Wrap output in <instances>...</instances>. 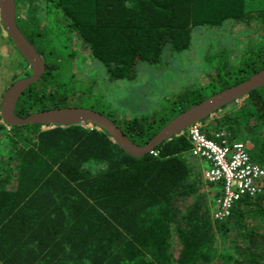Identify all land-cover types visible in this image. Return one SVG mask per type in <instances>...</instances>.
<instances>
[{
	"label": "trees",
	"instance_id": "16d2710c",
	"mask_svg": "<svg viewBox=\"0 0 264 264\" xmlns=\"http://www.w3.org/2000/svg\"><path fill=\"white\" fill-rule=\"evenodd\" d=\"M16 7L20 31L46 66L17 103L23 118L73 108L70 100L90 105L144 146L177 116L264 70V40L236 65L230 49L212 52L207 82L148 115L116 118L103 94L75 78L76 40L111 82L134 83L140 66L160 69L177 61L196 30L226 22L264 27V0H16ZM7 41L22 57L20 66H28L23 76H31L29 63ZM242 99L230 113L205 118L203 131L238 142L241 128L256 138L259 133L258 150H247L264 165V86ZM42 126H7L0 115V147H9L8 160H0V264H264V181L259 195L242 198L228 218L214 221L206 203L211 196L200 193L202 185H213L194 167L199 160L187 134L137 158L95 126ZM236 229L243 243L218 253L216 238Z\"/></svg>",
	"mask_w": 264,
	"mask_h": 264
},
{
	"label": "rangeland",
	"instance_id": "374dc122",
	"mask_svg": "<svg viewBox=\"0 0 264 264\" xmlns=\"http://www.w3.org/2000/svg\"><path fill=\"white\" fill-rule=\"evenodd\" d=\"M22 12L26 14L27 10H23ZM8 37L5 30L0 31V105L6 94V88L9 89L12 84L25 78L22 70L28 67L26 63L20 66V62H22L23 59L13 45L7 41ZM263 40L264 27L260 24H253L248 27L234 22H226L221 28L199 29L194 32L192 47L178 57L175 56V58L177 57V61L173 59L168 67L163 66V68L160 69H157L158 66L156 65L151 67L148 65L140 66L139 77L134 83L111 82L105 67L91 57L90 51L81 44V41L76 40L74 48L77 49V55L72 68L75 78L81 81L83 86L89 85L91 86L93 94H103V96H105V102H107L109 106V111L115 112L116 118H126L129 120L141 117L142 115H148L155 107L157 108L160 105L167 107L169 105L168 98L187 89H194L207 82L211 70L206 59L208 54L228 48L231 51L229 56L232 64L236 65L240 62L247 49L253 45H257L259 42H263ZM68 102L71 107H85V105L82 104L73 105L74 102L72 104L70 100ZM243 102L244 99H240L223 107L221 110L217 111V116L230 113L237 105H242ZM89 107L90 105L86 106L87 109ZM251 121L252 124L256 122L253 118ZM87 127L93 128L91 125H87ZM259 127L260 130L264 129V126L262 127L259 125ZM42 129H50V126H42ZM240 130H242L241 138L243 139L241 143H243L247 149H254L257 151L259 148L258 138L260 134L258 133L256 138V134H248L245 128H241ZM230 135L231 134H227V136ZM8 149V146L0 147L1 161L9 157L7 153ZM247 151L250 157L252 154L253 160L258 163L256 152L251 153L252 151ZM2 152H5V154ZM5 160H3L2 165L5 163ZM200 163L203 162L195 160L194 167H201ZM205 165L208 167L207 162ZM260 165L264 166L263 164ZM207 192L212 197L210 193L215 192L214 187L202 185L200 193L207 194ZM199 196L201 195L199 194ZM206 203H208L209 213L212 217L210 202L206 201ZM256 217L260 218L259 214H256ZM258 220L260 222V219ZM250 221L253 222L251 219ZM254 223L256 224L258 222L255 221ZM238 233L239 229H236L228 235L224 233L218 236L215 240L217 252L229 254V252H233V247L237 242L243 243L244 239L242 236L237 235Z\"/></svg>",
	"mask_w": 264,
	"mask_h": 264
},
{
	"label": "water",
	"instance_id": "95a60500",
	"mask_svg": "<svg viewBox=\"0 0 264 264\" xmlns=\"http://www.w3.org/2000/svg\"><path fill=\"white\" fill-rule=\"evenodd\" d=\"M0 19L7 36L13 41L17 50L29 63L32 74L15 82L4 95L1 102L0 115L7 126H26L30 124L48 126H95L107 132L111 138L128 154L141 157L152 153L156 146L181 135L189 126L211 117L217 111L246 97L249 92L264 86V70L249 80L225 89L197 106L189 109L169 122L146 145L140 146L132 142L121 128L106 115L87 108H64L39 112L26 118L17 116L15 109L23 93L37 83L46 71L43 58L26 39L17 24L16 0H0Z\"/></svg>",
	"mask_w": 264,
	"mask_h": 264
},
{
	"label": "built area",
	"instance_id": "2783aa9c",
	"mask_svg": "<svg viewBox=\"0 0 264 264\" xmlns=\"http://www.w3.org/2000/svg\"><path fill=\"white\" fill-rule=\"evenodd\" d=\"M217 117L216 112L209 119ZM202 121L189 126L181 135L187 134L190 138L192 155L208 163L202 170V177L207 186L213 185L215 189L214 197L209 199L212 218L222 221L231 215L236 202L262 192L264 166L251 159L243 143L231 141L226 133L207 137Z\"/></svg>",
	"mask_w": 264,
	"mask_h": 264
},
{
	"label": "crops",
	"instance_id": "0c3cea01",
	"mask_svg": "<svg viewBox=\"0 0 264 264\" xmlns=\"http://www.w3.org/2000/svg\"><path fill=\"white\" fill-rule=\"evenodd\" d=\"M200 164H201V167L197 168L198 169L197 172L200 175V177H202V170H203V168H206V165H205V162L204 163H200Z\"/></svg>",
	"mask_w": 264,
	"mask_h": 264
}]
</instances>
